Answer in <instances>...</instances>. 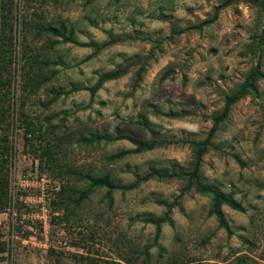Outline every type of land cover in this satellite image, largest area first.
I'll list each match as a JSON object with an SVG mask.
<instances>
[{"label":"rangeland","instance_id":"374dc122","mask_svg":"<svg viewBox=\"0 0 264 264\" xmlns=\"http://www.w3.org/2000/svg\"><path fill=\"white\" fill-rule=\"evenodd\" d=\"M259 0H0V264H264V13ZM120 37L94 51L100 44ZM143 59L133 87L103 72ZM166 74L167 78L160 79ZM200 175L242 211L230 232L190 188L160 223L227 94ZM9 89V92H5ZM170 143L133 152L123 139ZM108 180L109 188L97 180Z\"/></svg>","mask_w":264,"mask_h":264},{"label":"trees","instance_id":"16d2710c","mask_svg":"<svg viewBox=\"0 0 264 264\" xmlns=\"http://www.w3.org/2000/svg\"><path fill=\"white\" fill-rule=\"evenodd\" d=\"M258 5L261 9V11L264 13V0H259ZM264 26V25H263ZM264 29V27H263ZM264 32V30H263ZM109 39L105 42H102L100 44L95 43H89V46L94 47V51L96 52L109 44L120 40V37H113L111 34L108 35ZM138 63L139 66L137 70L135 71V76L133 79V87H135L138 82L141 79L142 73L145 69V61L143 59H134L133 61H127L123 65H119L113 70L103 72L98 76L95 83L89 87V91L91 94H93L103 82L111 79H116L125 73H127L130 69V67ZM167 78L166 74L161 75L160 79ZM253 78V75L247 78V81L240 84L235 92L232 94H227L224 98V104L219 112H217L212 117V123L209 127L206 136L199 141L195 140H185L184 142L190 144L194 150V157H193V163L190 169H171L170 171L165 170H150L142 175L135 174L134 180L130 182L127 185L120 186L121 189L127 190L132 189L139 185V183L146 181L151 178H183L185 179V185L181 189L180 193L174 197L172 201L169 202H161V204L165 207V210L163 212V215L158 219H152L149 220L152 223L155 224V235L158 234L160 223L169 219V213L171 212V209L174 205L178 204V199L181 197L184 191L189 190L190 188H193L194 191L197 193L205 194L209 197V208L207 213L209 215H213L216 219L217 226L219 228H223L227 231V233L230 232L229 226L224 218V215L221 211L222 205H227L228 207L242 211L243 206L240 202L234 199L231 192L225 193L214 186L207 183L200 175V163L202 160L203 154L207 151L208 146L212 144V138L215 134L216 130L218 129L219 125L221 124L224 119H226L230 106L235 103L239 98L244 96L247 93H255V87H253L252 81H250ZM5 92H9V89H5ZM3 110L2 107H0V118H2ZM151 138L149 140H140V139H134L130 136H123L121 138L127 139L131 143L134 144L133 152H140L143 150H149L154 147L166 145L170 143L171 141H168L166 139H159L157 138L156 132L149 131ZM97 180V179H96ZM97 182L103 183L104 185L108 186L109 188L117 187L113 183L109 182L108 180H97Z\"/></svg>","mask_w":264,"mask_h":264}]
</instances>
